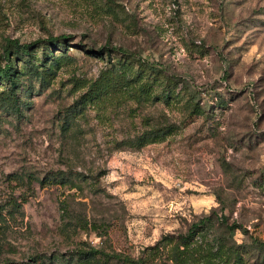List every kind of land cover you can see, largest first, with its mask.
<instances>
[{
    "label": "rangeland",
    "instance_id": "1",
    "mask_svg": "<svg viewBox=\"0 0 264 264\" xmlns=\"http://www.w3.org/2000/svg\"><path fill=\"white\" fill-rule=\"evenodd\" d=\"M61 33L50 76L0 102V261L264 264V0H0V61ZM123 62L161 69L150 96L88 98Z\"/></svg>",
    "mask_w": 264,
    "mask_h": 264
},
{
    "label": "trees",
    "instance_id": "2",
    "mask_svg": "<svg viewBox=\"0 0 264 264\" xmlns=\"http://www.w3.org/2000/svg\"><path fill=\"white\" fill-rule=\"evenodd\" d=\"M67 34H57L48 35L45 38H35L27 42H20L17 38H8L5 41L3 47L2 58L0 61V102L6 103L8 105L17 106L18 101V91L21 84V79L24 74L36 75L39 79H46L52 73V66L56 67L65 56V54L53 55L51 51H47L48 45L54 46L59 45L62 39H66ZM37 47L41 48V55L37 56L35 50ZM105 48L102 47L100 52ZM89 51H94L92 48ZM124 53L125 51L122 50ZM21 68L18 69L17 65ZM142 65V64H141ZM139 66V65H138ZM155 69V73L161 71L160 68L150 66ZM159 70V71H158ZM132 68L130 63H122V69L117 71L118 76H104L102 79H96L91 82L89 89L87 90L88 98L101 97V93H108L114 91H125L133 94L149 95V89L153 87V82L156 81V76L152 77V81L147 80L149 77L155 73L149 71V67H137L136 72H131ZM173 92V88L169 87L168 84L161 91L163 97H170ZM152 95V93H151ZM150 96V95H149ZM165 128H155L151 131H146L137 136L135 145L140 146L148 141L162 139L166 132ZM59 173H55L49 178L41 179L40 182H65L63 178L65 176H57ZM60 179V180H59ZM211 219H208L207 215L199 217L197 220L193 221L189 227L186 234L180 237L183 248H185L188 239L194 236V233L210 223ZM220 223L229 232L232 233L233 230L239 228L240 225L231 222L229 224L225 223L223 216L219 218ZM250 243L253 244H264L255 237L250 238ZM220 249V245L217 246V251ZM216 250V249H215ZM214 250V251H215ZM0 264H31L27 260H14L5 258L0 261ZM36 264H43V260H39Z\"/></svg>",
    "mask_w": 264,
    "mask_h": 264
}]
</instances>
